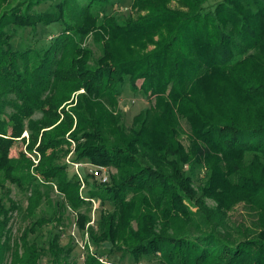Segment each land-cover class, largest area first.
<instances>
[{
    "label": "trees",
    "instance_id": "1",
    "mask_svg": "<svg viewBox=\"0 0 264 264\" xmlns=\"http://www.w3.org/2000/svg\"><path fill=\"white\" fill-rule=\"evenodd\" d=\"M49 1L0 0V175L30 194L25 210L10 202L0 217H34L40 187L65 204L15 239L10 217L0 221V264H78L62 232L43 247L34 235L83 204L68 174L82 162L116 171L89 192L110 206L86 228L94 246L108 242L136 263L264 264V0H180L186 11L132 0L136 17L124 22L102 14L111 0H59L35 13ZM52 24L62 30L40 49L18 37ZM88 38L101 51L93 65ZM125 85L149 101L129 129L116 112ZM18 139L38 153L36 166L24 153L8 158ZM238 206L250 226L231 216ZM77 215L85 231L90 217ZM81 264L102 263L87 254Z\"/></svg>",
    "mask_w": 264,
    "mask_h": 264
},
{
    "label": "rangeland",
    "instance_id": "2",
    "mask_svg": "<svg viewBox=\"0 0 264 264\" xmlns=\"http://www.w3.org/2000/svg\"><path fill=\"white\" fill-rule=\"evenodd\" d=\"M131 1L132 0H111L110 3L103 9L102 14L114 16L119 22L127 21L130 15L135 18L136 14H134L133 10L131 9ZM58 2L59 0H50L44 5L34 8V11L35 13H40L45 12L48 9L51 10V8ZM168 7L176 11L187 10V8L181 5L180 0H169ZM145 14L146 12H141L139 15L143 17ZM61 30L62 27L58 24H52L44 27L39 26L34 32L30 29L19 31L18 37H20V40L22 41L25 40L27 44H32L37 47V49H40L43 46L49 45L54 37L60 34ZM15 38H17V35L14 37V39ZM154 41H159V37H154ZM85 46L89 47L90 51L92 52V60L90 64L93 65L94 61L101 57V51L97 45L92 43L91 38L86 40ZM147 49L152 51L154 46L148 45ZM138 84H140V82ZM79 93H83V90H81ZM119 93L120 95L118 97L116 112H118L121 117L122 125L126 129H129L131 127L133 118L148 108L149 101L142 94L138 92L134 93L128 87V85L119 88ZM39 117L40 116L37 115L34 119H38ZM24 136L26 139L28 138L27 132H24L23 137ZM182 139L183 143L186 145L184 137ZM26 145L27 144L22 142L20 139L15 141L10 147L8 158L15 160L20 158L21 153H24L25 157L30 158L34 166H36L39 155L38 153H34L33 155L28 153L26 150ZM70 157L71 155H68L66 161H71ZM33 168L34 167H32V170ZM92 171L93 169L87 162L75 164L73 168L69 166V176L72 178L76 173L78 175V179L81 181L79 192L81 197L84 198V202L77 208V210L74 211L66 206V208L62 210V219H60L61 223L55 228V230L50 224H44V227L34 235L37 246H45L48 239L46 238L48 234L51 235L52 231H59L62 232L60 236L61 238L58 240L59 245L64 248L68 246L69 250L71 251L70 259L75 260L78 264L83 262L87 254H95L102 264H156V260L151 257L144 258L136 263L127 253L113 251L110 243L108 242H102L99 244V246H94L91 243L86 228L91 226L95 227V222L98 220L102 208L110 210V206L102 205V207L98 197H90L89 192L100 185L108 183L110 180L109 175L116 172L111 170V172L105 175L104 178H97L94 177ZM90 173L93 175L92 178L88 176ZM203 175V170L195 171V177L193 179L195 185L201 184L204 177ZM2 182L5 183L3 184ZM40 190L41 193L39 196V206L34 217L29 218L30 221H35L39 218H51L52 215L58 214L59 207L62 204H65L63 197L58 195L55 188L40 187ZM29 196L30 194L28 191L24 190V188L20 189L12 183L3 181V178L0 175V206H4V209L8 210L10 206L9 203L11 202L14 203L16 207H20L22 210H25L28 204ZM77 213L90 217V221L88 220L87 224L85 225V231H80L77 227ZM231 216L234 220H243L245 225L250 226V219L242 207H236V209H234L231 213ZM8 217H10V219L5 226V231L8 230L12 239H15L20 236V233L23 230H25L29 219L25 215L24 211L14 212L6 216H1L0 221L2 224L5 223V220H7ZM9 261V257L6 258L5 256L3 264H9ZM39 264H47V258L43 257Z\"/></svg>",
    "mask_w": 264,
    "mask_h": 264
},
{
    "label": "built area",
    "instance_id": "3",
    "mask_svg": "<svg viewBox=\"0 0 264 264\" xmlns=\"http://www.w3.org/2000/svg\"><path fill=\"white\" fill-rule=\"evenodd\" d=\"M92 173H93L94 177L104 178L105 175H107V170L105 168H102V167H97V168H93Z\"/></svg>",
    "mask_w": 264,
    "mask_h": 264
}]
</instances>
